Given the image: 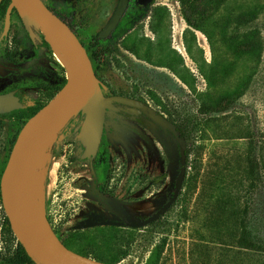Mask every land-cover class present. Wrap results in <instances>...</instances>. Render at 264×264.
Instances as JSON below:
<instances>
[{"label": "rangeland", "instance_id": "374dc122", "mask_svg": "<svg viewBox=\"0 0 264 264\" xmlns=\"http://www.w3.org/2000/svg\"><path fill=\"white\" fill-rule=\"evenodd\" d=\"M116 1L90 0L88 12L81 9L75 12L73 25L85 32L87 44L104 26ZM162 1L166 2L162 18L149 20L145 16L136 18L137 5L131 0L123 17L132 19L131 27L124 31L125 21L121 22L117 35L102 42L109 49L108 59L99 74L107 93L137 97L185 129L189 157L179 196L163 215L144 226L74 228L87 218L118 220L116 214L101 204V199L128 217L129 222L141 221L166 202L172 188L180 157L175 136L144 117L137 108L124 104L118 105L120 114L111 112L107 116L108 128L94 158L93 170L96 172L102 162L104 169L110 171V181L114 182L119 177L120 166L130 163L135 180L134 194L105 196L99 193L97 175L92 173L90 166L91 158L84 157L85 143L78 137L85 120V115L80 114L63 122L55 132L43 182H35L32 187H45L42 206L66 246L98 260L100 256L108 257L114 264H191L189 248L194 225L183 218L184 205L195 200L202 174L204 177L205 173L210 175L227 157L243 153L246 148L245 144L233 139L213 141L208 135L203 137L193 130L197 128L193 116L205 114L201 111L200 93L212 89L224 93L249 77L248 89L233 112L255 131L264 128V56L238 58L224 41L222 27L225 19L254 9L258 11L256 23L264 35V0H223L218 11L207 5L200 6L204 27L210 35L187 24L181 1ZM214 60L221 67H230L227 76L220 78L219 85L212 87L206 74ZM6 84H23L32 100H47L51 96V93L35 89V78L30 74H17ZM2 87L0 85V89ZM6 117L0 124V179L24 123V120L13 122L12 116ZM256 212L257 208L254 217ZM258 217L261 219H254L252 227L263 237L264 190ZM6 218L0 200V260L14 257L18 242L12 229L9 231L6 227ZM128 243L129 249L126 248Z\"/></svg>", "mask_w": 264, "mask_h": 264}, {"label": "trees", "instance_id": "16d2710c", "mask_svg": "<svg viewBox=\"0 0 264 264\" xmlns=\"http://www.w3.org/2000/svg\"><path fill=\"white\" fill-rule=\"evenodd\" d=\"M179 1L185 7L183 17L187 24L210 35L201 18L202 10L198 8L207 5L218 11L223 0ZM257 12L253 9L240 13L222 23L224 41L238 58L264 56V35L255 20ZM122 25L124 28L129 26L127 22ZM110 40L109 38L107 41ZM102 42L106 41L94 34L87 44L88 54L99 77V70L108 59L109 49ZM229 67L230 65L221 67L214 60L209 74L205 72L212 87L218 86L220 78L227 76ZM249 81L248 77L235 89L224 93L212 89L199 94L201 111L205 114L193 116V123L197 127L193 130L203 137L208 135L213 141L233 139L245 144L246 148L243 153L227 157L210 175L205 173L204 177L202 174L200 191L195 200L192 204L184 205L183 218L192 221L194 225L189 248L191 264H264V236L255 233L252 227L253 220L262 217H258V210L264 190V128L255 131L233 112L236 103L248 89ZM178 131L186 138V131L180 125ZM197 171L200 175V168ZM0 200L2 201L1 188ZM5 222L10 231L12 228L8 217ZM126 248H130V243ZM80 253L90 256L85 252ZM98 258L114 264L108 257ZM0 264L40 263L18 241L15 256L0 260Z\"/></svg>", "mask_w": 264, "mask_h": 264}, {"label": "water", "instance_id": "95a60500", "mask_svg": "<svg viewBox=\"0 0 264 264\" xmlns=\"http://www.w3.org/2000/svg\"><path fill=\"white\" fill-rule=\"evenodd\" d=\"M128 4L129 0H119L113 16L100 32L101 38L108 37L117 27ZM13 7L18 10L28 30L32 32V26H37L55 35L67 53L71 67L65 85L20 129L3 170L0 180L2 204L12 231L26 251L40 264H112L66 246L49 222L43 206L33 203L32 176L36 169L35 162L41 138L54 122L63 123L82 112L85 114V120L78 137L86 145L84 157H94L102 140L106 114L110 110H117L114 101L141 109L166 131L170 129L176 133V124L139 99L118 94L106 96L85 45L75 31L43 0H11L7 11L8 24ZM19 106L11 93L0 94V111ZM178 140L183 153L175 195L154 214L142 221L131 223V226H144L158 219L175 200L186 175L184 152L187 142L184 137H178ZM103 203L107 206L106 202ZM108 224L116 222H100L88 218L84 224H77L75 227L87 228Z\"/></svg>", "mask_w": 264, "mask_h": 264}, {"label": "flooded vegetation", "instance_id": "af4514ba", "mask_svg": "<svg viewBox=\"0 0 264 264\" xmlns=\"http://www.w3.org/2000/svg\"><path fill=\"white\" fill-rule=\"evenodd\" d=\"M43 1L57 16H59L62 20H64L75 31V33L78 35V37L80 38V40L82 41V43L85 45V47L87 49V43L85 42L86 38L84 37L85 32L78 31L74 27L72 20L74 19L75 12L78 9H81L85 13L88 12L90 0H43ZM118 2H119V0L116 1L114 8L111 11L110 16H109L108 20L106 21V23L104 24V26L97 33H95V34H98L99 37H100V32L103 30V28L106 26V24L108 23L110 18L113 16V14L116 10V7L118 5ZM130 2H131V0H129V4L127 6L126 11L128 10ZM135 2L137 5L136 18H142L143 16H145L149 20H152V19L157 20V19H161L162 15L166 12V7H165L166 2H163L162 0H135ZM10 3H11V0H0V85H3L2 89H0V94L11 93L14 96L15 100L20 104V106L13 108V109H10V110L0 111V124L2 123L1 122L2 119H7L6 116L8 115V116H12V118H13L12 121L16 122V123H19V122L24 120V123H22L24 125L25 122L37 110H39L41 107H43L54 96V94L65 85V83L69 77H68V72L66 71V68L56 58L50 43L46 40L45 36L41 32L40 27L32 26V32L30 30H28V28L25 25L21 15L19 14L18 10L15 7L12 8L11 15H10V22H9V24L7 23V11H8ZM126 11H125V13H126ZM125 13L123 14V17L125 15ZM123 17L121 18L117 27L111 32V34L108 37H106V38L100 37V39L107 40V39L111 38V36L115 37L117 35L116 32H117L119 26L121 25V22H123V21L127 22L129 24V26L125 27V28L122 27V29L124 31L128 30L131 27L132 19L131 18H123ZM125 22H123V23H125ZM63 69H64V73H63ZM17 74H24V75L30 74V75H32L35 78V89L41 90L44 93H51L50 98L47 100L35 98V100H32V98L25 92L23 84L7 85L6 82L12 81L13 78L15 77V75H17ZM99 79H100V77H99ZM100 81H101V79H100ZM103 84L104 83L101 81V85H102L104 94L106 96L118 94V93H112V92L107 93L105 91V85L103 86ZM118 95L130 96V97L139 99V98L131 96V95H125V94H118ZM139 100H141V99H139ZM119 104H124V103H119V102L114 101V105L117 107V110H110L106 114V118H105L106 123L104 126L102 140H101V143L99 145V149L97 151V154L94 157L93 156L85 157V158H89V157L91 158L90 166L92 168V173L93 174L96 173V175H97L96 179L98 181V191L101 195H105V196L116 195L118 193L122 196H124V195L130 196V195L134 194V191H135V186H134L135 180L132 176L133 170L130 166V163L124 162L123 165L120 166L121 171L118 174L119 177L114 182L110 181V178H111L110 177V171H109V169H104V164L102 162H101V164H99L96 172L93 170L94 158L98 155V153L100 151L105 130H107V128H108L107 116L110 115L111 112L120 114L121 108L118 106ZM124 105H127V104H124ZM128 106H130V105H128ZM131 107H133V106H131ZM134 108H136V107H134ZM137 109L139 111H141V114L144 117H146L147 119L149 118L152 121V119L147 115V113H145L144 111H142L139 108H137ZM78 114L85 115L82 112H80ZM164 116H166V115H164ZM169 120H171V119H169ZM172 122H174V121H172ZM22 126L20 128H22ZM157 126H159V125H157ZM0 128H1V125H0ZM160 128L162 130H164L162 127H160ZM176 129H177L176 133H174L170 129H168L167 131L164 130L165 132H170L175 136V138L178 142V150H179L178 153H179L180 157H179V164H178V168H177V172H176V177L174 179V183L172 184V188H170L168 191V196H167L166 202L164 204H162L160 206V208L162 206H164L175 195V192L177 191V179H178V176H179V173L181 170V166H182L181 155L183 153L181 151V147H180L178 137H183V136H181V134L179 133L177 124H176ZM80 130H81V128H80ZM80 130H79V132H80ZM78 135H79V133H78ZM84 150H85V148H84ZM187 152H188V150L186 148V150L184 152L186 154V171H187V166H188L187 165L188 164ZM83 155H84V151H83ZM183 183H184V181H183ZM114 188H115V190H112ZM182 188H183V184H182L176 198L179 196V193L182 190ZM100 202L107 210L113 212L118 217V220H101V221H114V222H116V224H108V225H121V226H123V225L127 226L128 225V226H131L130 224L133 222H129L130 219L128 217H126L124 214H121L119 211L115 210L112 206H110V204L107 202V200L101 199ZM103 202H106L107 206ZM173 202H172V204H173ZM171 205H170V207H171ZM160 208H158L157 210H159ZM151 215H149V216H151ZM149 216H147L146 218H148ZM146 218H144V219H146ZM90 219H92V218H90ZM92 220H94V219H92ZM94 221H98V220H94ZM154 221H152V222H154ZM85 222H86V220H85ZM134 222H139V221H134ZM96 226H100V225H96ZM92 227H94V226H92ZM131 227H133V226H131ZM74 228H76V227L74 226ZM76 229H81V228H76Z\"/></svg>", "mask_w": 264, "mask_h": 264}, {"label": "bare ground", "instance_id": "6f19581e", "mask_svg": "<svg viewBox=\"0 0 264 264\" xmlns=\"http://www.w3.org/2000/svg\"><path fill=\"white\" fill-rule=\"evenodd\" d=\"M41 32L45 36L46 40L50 43L53 52L56 56V58L62 63V65L67 69V72L70 71V60L69 57L62 46V44L58 41V39L55 37V35L51 32H49L46 29L40 28ZM61 122L56 121L53 124H51L46 133L41 138V144L40 149L36 156V169L33 172L32 176V182H43V177L45 174V164L47 165V162L51 159V152L50 148L54 140L55 132L60 128ZM45 196V187L41 186L38 188H32L31 191V199L33 203L42 206V202Z\"/></svg>", "mask_w": 264, "mask_h": 264}]
</instances>
